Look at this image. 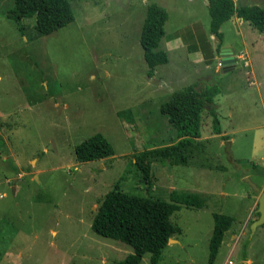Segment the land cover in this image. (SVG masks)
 <instances>
[{"label":"rangeland","instance_id":"obj_1","mask_svg":"<svg viewBox=\"0 0 264 264\" xmlns=\"http://www.w3.org/2000/svg\"><path fill=\"white\" fill-rule=\"evenodd\" d=\"M69 2L73 21L41 35L32 17L21 20V33L7 16L13 0H0V264H114L133 255L91 229L99 200L113 189L166 201L173 189L204 198L202 207L181 204L172 213L181 233L159 264H264V225L251 228L264 189V32L225 21L222 46L246 53L250 66L237 59L217 70L223 47L205 45L203 30L218 44L207 0ZM150 2L168 11L161 47L172 42L166 35H182L199 42L203 59L171 46L169 61L146 74L140 32ZM234 2L264 7V0ZM189 84L217 90L201 113V136L186 151L154 157L146 189L133 156L177 140L160 105ZM211 107L227 139L214 132ZM96 132L114 155L78 161L75 146ZM214 212L234 221L209 263ZM139 264H149V253Z\"/></svg>","mask_w":264,"mask_h":264},{"label":"trees","instance_id":"obj_2","mask_svg":"<svg viewBox=\"0 0 264 264\" xmlns=\"http://www.w3.org/2000/svg\"><path fill=\"white\" fill-rule=\"evenodd\" d=\"M207 10L210 16L209 31L218 40L216 50L221 46L220 27L233 16L248 21L259 32H264V7L236 5L233 0H207ZM7 16L17 23L21 33V20L34 18V29L41 35H48L74 19L69 0H13ZM167 18L168 11L164 6L155 2L146 4L140 44L148 76L154 74L158 65L168 62V54L161 47ZM216 93L214 86L197 88L195 84H189L173 90L170 97L161 103L160 112L167 116L169 123L175 128L177 140L144 149L133 156L146 189L151 185L150 161L154 157L170 158L174 152H182L193 139L201 136V113L206 105L213 103ZM210 112L214 132L220 134L218 119L212 107ZM222 136L227 139V136ZM74 154L78 161H92L112 158L114 149L102 133L96 132L78 143ZM170 198V201H166L149 193L139 196L121 189H113L104 194L93 215L91 229L100 236L123 242L133 251V255L114 264H139L145 253H149V264H159L168 240L181 233V228L170 218L172 213L181 208V204L197 208L204 205V198L194 192L173 189L170 191ZM212 218L209 263L216 256L225 232L234 221L233 216L217 212L212 213Z\"/></svg>","mask_w":264,"mask_h":264},{"label":"crops","instance_id":"obj_3","mask_svg":"<svg viewBox=\"0 0 264 264\" xmlns=\"http://www.w3.org/2000/svg\"><path fill=\"white\" fill-rule=\"evenodd\" d=\"M234 1V0H233ZM235 3V2H234ZM233 21H239V23L241 22V19L240 18H238V17H236V16H233L232 18H231ZM194 34L195 33V31H193V30H191V32H190V34ZM203 33H204V39H206V40H204V41H206L205 42V45H206V47H207V49L209 50H214L215 48H216V46H217V41H216V43H215V41H210L209 39L210 38H208V36H207V34H206V31L205 30H203ZM165 34V33H164ZM167 37V40H169V41H172V42H170L169 44H167L166 46L167 47H165V49L166 50H168L171 46H173V49H175V47L177 48V50L179 49L180 51H181V53H183V54H188V55H191V56H193L192 57V59L193 58H195V59H197V60H199V59H203V58H201V56H202V49H201V47H200V45H199V42L197 41V42H192V43H190L189 41H187L186 39H184L183 37H182V35H176V36H169V35H166L165 36V38ZM196 37V36H195ZM209 37H210V35H209ZM167 42V41H166ZM220 47H227V48H229L230 49V51H231V54L233 55V57L235 58V56L237 55L236 54V52H235V50H234V48L231 46V44H229V43H227V45H223L222 46V41H221V46ZM209 50V51H210ZM239 53H241V52H239ZM238 53V54H239ZM243 53V52H242ZM244 56H245V58H246V60H247V62H248V64L247 65H245L244 64V60H243V64H244V66H246V67H249L250 66V63H249V61H248V58H247V55H246V53H244ZM215 58H220V51H219V53H218V55H216L215 56ZM242 60V59H241ZM168 61H169V58H168ZM236 62H237V59H235V61L233 62V65H231L230 67H233L235 64H236ZM208 65V64H207ZM206 65V66H207ZM223 67L221 66V67H219V68H217V70L219 69H222ZM172 91V90H171ZM171 93V92H170ZM220 135H224V134H222V132H220ZM197 139V138H196ZM196 139H193L192 140V142L190 143V144H188L187 145V148H189L190 146H191V144L193 143V142H195L196 141ZM187 148H184L183 149V151L185 150V149H187ZM175 242H177V239H173ZM171 241V240H170ZM246 261L247 260H245V263H246Z\"/></svg>","mask_w":264,"mask_h":264},{"label":"water","instance_id":"obj_4","mask_svg":"<svg viewBox=\"0 0 264 264\" xmlns=\"http://www.w3.org/2000/svg\"><path fill=\"white\" fill-rule=\"evenodd\" d=\"M220 60H221L223 70H226L230 68L231 65H233L235 58L231 54V51L229 48L223 47L220 49ZM225 143L227 144L226 150H228V141H226ZM244 180L252 188L253 191L255 192L260 191L259 186L255 184L249 177H245ZM256 211L258 213V216L252 222V225H251L252 229H255L256 226L264 223V189L260 191V194L258 196Z\"/></svg>","mask_w":264,"mask_h":264},{"label":"built area","instance_id":"obj_5","mask_svg":"<svg viewBox=\"0 0 264 264\" xmlns=\"http://www.w3.org/2000/svg\"><path fill=\"white\" fill-rule=\"evenodd\" d=\"M235 59H242V60H244V64H245V65L248 64V62H247V60H246V58H245V56H244V53H242V52L239 53V54H237V55L235 56ZM217 65H219L220 67L222 66L220 58H219L218 61H217Z\"/></svg>","mask_w":264,"mask_h":264}]
</instances>
